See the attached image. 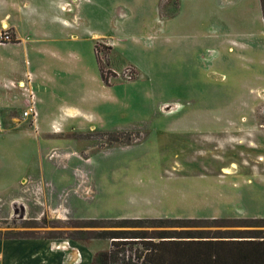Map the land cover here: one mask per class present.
<instances>
[{
	"label": "rangeland",
	"instance_id": "rangeland-1",
	"mask_svg": "<svg viewBox=\"0 0 264 264\" xmlns=\"http://www.w3.org/2000/svg\"><path fill=\"white\" fill-rule=\"evenodd\" d=\"M168 1L0 0V243L23 263L92 264L113 240L75 233L123 220L264 234L259 1Z\"/></svg>",
	"mask_w": 264,
	"mask_h": 264
},
{
	"label": "trees",
	"instance_id": "trees-1",
	"mask_svg": "<svg viewBox=\"0 0 264 264\" xmlns=\"http://www.w3.org/2000/svg\"><path fill=\"white\" fill-rule=\"evenodd\" d=\"M263 21H264V0H260ZM224 220H220L223 222ZM197 222L195 220H182V219H136V220H123L116 228L133 227L140 229V231H79L76 232V239L78 240H113L112 247L114 250L107 252H99L95 255L92 264H158L160 255L158 252H165L175 254L174 264H219L216 257L210 259L211 252H218L220 245L226 243L224 241H210L207 239H223V238H259L264 234L261 232H232V233H216L215 236H205L204 232H190V231H168V230H154L147 231L143 229L153 228H169L173 224H192ZM119 240V241H117ZM122 240H140L147 241L144 253L136 254L134 258H125L120 256L118 248L120 245H125ZM157 240L156 242H153ZM254 243V242H249ZM255 258V264L258 263L256 257H260V253L255 249V253L251 252L241 258L242 264H252ZM120 256V257H119ZM163 261H166L165 259ZM239 263V261H237ZM227 264H235L232 260Z\"/></svg>",
	"mask_w": 264,
	"mask_h": 264
},
{
	"label": "crops",
	"instance_id": "crops-1",
	"mask_svg": "<svg viewBox=\"0 0 264 264\" xmlns=\"http://www.w3.org/2000/svg\"><path fill=\"white\" fill-rule=\"evenodd\" d=\"M179 1V2H178ZM176 0L174 2V7L172 8V15L170 17V19L172 18L173 20L175 18H177L178 16H180L182 14V12L184 11V7L182 6V0ZM219 4L222 6H227L230 4H235V6L237 7V5L239 6V4L241 5L239 9H241L242 7V1L241 0H218ZM259 1V6H260V11H261V18L263 21V14H262V9H261V4H260V0ZM168 2H171V0H169ZM238 8V7H237ZM6 24L4 23L3 26H5ZM7 26V25H6ZM263 27H264V21H263ZM22 84V83H21ZM228 215L224 214L222 212V210H215L212 214H210V216L206 217V219H222L224 217H226ZM247 216V213L244 212H239L235 215H232L231 217L234 219H241L243 217ZM259 215H252V219H258ZM236 232H243V231H236ZM249 232V231H247ZM251 233H255V232H261L262 231H258V230H250ZM263 236V235H262ZM260 236L259 238H223V239H207L210 241H215V240H219V241H224L226 243H223L220 245V249L218 250V252H211V257L210 259H214L216 257V259H218L219 264H227L230 261L234 260L235 264H242L241 263V257L243 255H248L250 252L251 254L255 253V249L258 250V252L261 254L260 257H256V259L258 260L257 264H264V238ZM249 242H254V243H249ZM13 244L9 245L7 243H0V253H2L4 256H8V253L10 254L12 252H14L15 256H18L20 260H17V264H35L30 257L29 260H27L28 262L23 263L22 260H24L21 253H19V250H13L14 248ZM22 252V251H20ZM158 255H160L159 259H158V264H174V260H175V254L173 252L171 253H165V252H158ZM57 256H53L52 261H50L48 264H57L56 258ZM251 260L253 259V263L255 264V258L253 256H251ZM73 258V257H72ZM82 258V257H81ZM166 261H163V260ZM237 261H239V263H237ZM83 262V263H82ZM4 264H6L3 261ZM2 263V264H3ZM80 264H85V262L83 261V258L81 260Z\"/></svg>",
	"mask_w": 264,
	"mask_h": 264
},
{
	"label": "built area",
	"instance_id": "built-area-1",
	"mask_svg": "<svg viewBox=\"0 0 264 264\" xmlns=\"http://www.w3.org/2000/svg\"><path fill=\"white\" fill-rule=\"evenodd\" d=\"M1 38L4 39L7 42H10L12 40V36L8 32V30L5 31L3 34H1ZM23 116H24V118H28L30 116H34L33 108H30V109H28V111H25Z\"/></svg>",
	"mask_w": 264,
	"mask_h": 264
},
{
	"label": "bare ground",
	"instance_id": "bare-ground-1",
	"mask_svg": "<svg viewBox=\"0 0 264 264\" xmlns=\"http://www.w3.org/2000/svg\"><path fill=\"white\" fill-rule=\"evenodd\" d=\"M225 172H229L228 170H225Z\"/></svg>",
	"mask_w": 264,
	"mask_h": 264
}]
</instances>
